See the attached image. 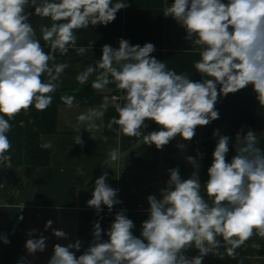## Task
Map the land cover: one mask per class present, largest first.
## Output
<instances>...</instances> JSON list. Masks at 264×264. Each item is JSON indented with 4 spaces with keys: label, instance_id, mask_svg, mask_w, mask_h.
<instances>
[{
    "label": "clouds",
    "instance_id": "1",
    "mask_svg": "<svg viewBox=\"0 0 264 264\" xmlns=\"http://www.w3.org/2000/svg\"><path fill=\"white\" fill-rule=\"evenodd\" d=\"M29 7L34 12L26 11ZM127 7V0H0V159H10L6 155L11 149L6 135L11 129L9 121L33 105L39 111L51 105L49 93L57 89L56 82L70 67L67 61L56 62L58 56H67L71 50L83 55L88 50L76 47V32L89 26H107ZM163 14L185 30L191 45L200 47L201 58L195 63L200 80L168 70L166 63L151 55L156 51L154 44L132 45L123 38L118 48L103 45L100 60L86 66L76 79L83 86L95 75L92 88L103 90L114 83L122 90L118 118L113 117L108 128L118 125L124 136L142 137L145 145H155L157 150L179 136L185 143L178 142L177 147L183 151L198 127L220 118L215 107L219 98L251 86L259 105L264 106V0H174ZM32 15L52 21L50 27H40L42 40L48 42L47 52L36 38ZM45 74L47 82L41 79ZM60 99L68 108L74 106V96ZM106 107L104 104L78 115L81 127L75 144H83L79 135L82 128L99 127L96 121L103 118ZM149 120L159 130L145 134ZM212 135L216 145L207 169L208 180L203 184L211 204L201 195L203 154L197 150L195 156H184L193 168L187 179L182 178L178 166L169 168L160 198L147 196L148 216L141 224L140 236L133 234L136 224L125 209L117 211L104 230L100 223L104 208L112 213L122 203L119 189L110 186L109 174L104 171L95 179L92 198L87 201L99 217L93 223L89 246L77 256L83 246L80 239L67 245L57 243L48 264H203L209 254L224 258L217 237H222L226 255L233 259L254 230L264 238V148L258 134L252 129L245 132L242 126L234 142L220 129H214ZM230 145L234 154L228 159ZM42 147L51 148V141ZM108 156L117 161L119 147L111 149ZM79 173L85 175L83 169ZM52 224L48 220L45 230ZM52 234L69 239L63 230L53 229ZM27 236L29 255L35 257L46 250L49 237L37 229L29 230ZM0 241L10 243L6 235L0 236ZM191 248L198 254L185 255ZM18 264H25V258Z\"/></svg>",
    "mask_w": 264,
    "mask_h": 264
},
{
    "label": "crops",
    "instance_id": "2",
    "mask_svg": "<svg viewBox=\"0 0 264 264\" xmlns=\"http://www.w3.org/2000/svg\"><path fill=\"white\" fill-rule=\"evenodd\" d=\"M58 2V0H57ZM115 2V0H114ZM174 0H127L128 7L120 10L116 19L107 26H89L76 32V47L85 46L87 51L77 55L71 50L67 56L60 57L56 62H69L70 67L61 74L57 89L53 93L51 105L43 111L36 110L34 105L28 110H22L9 123L10 131L6 134L11 142V149L6 155L10 159H0V236L6 235L9 244L0 241V264H18L25 258V264H48L53 254V246L57 243L67 245L80 239L83 243L79 256L89 246L92 239L93 223L99 219L94 209L87 206L92 198L95 179L104 171L108 172L107 182L111 187L119 189L118 198L122 201L113 210L122 206L132 198L138 208L147 210L148 195H157L166 186L169 179L168 169L179 167L182 178L187 179L193 168L184 159L185 155H196L199 150L203 154L200 163L199 177L201 180V195L211 204L203 184L208 167L212 163V153L216 145V138L212 133L220 129L221 134L229 135L234 142L236 133L244 127L254 130L258 134L259 145L264 148V106L259 105L256 94L251 86L241 91L228 94L218 99L216 109L220 118L207 126L198 127L196 136L185 150H180L177 143H185L181 137H176L162 150L155 145L148 146L143 139L124 136L118 125L108 128L113 117L118 118L116 108L123 103V95L114 83H110L103 90L91 87L95 75L89 78L88 84L81 86L76 79L79 72L89 64H95L102 56V46L119 47V39H127L130 44L145 43L155 45L156 51L151 55L167 64L170 71L187 75L194 81L202 77L195 68V63L201 58L199 46L191 45L185 39V30L171 17H165L163 10ZM26 11L34 12L31 7ZM30 22L36 31V38L41 40L45 51L48 42L42 40L41 25L51 26L50 18L35 15ZM58 55V54H57ZM47 82V75L41 77ZM111 79V78H110ZM72 95L75 97L74 106L68 108L60 97ZM118 96L115 101L111 97ZM106 104L104 116L97 120L96 129L80 130L79 135L83 144H75L74 137L81 127L77 117L90 108H100ZM38 114L40 119L41 146L51 141L48 148L51 163L48 167H28L25 165V121L29 114ZM7 119V117H5ZM145 134L159 130L153 121L145 122ZM119 147L120 157L117 161H110L108 153ZM234 154L231 149L228 159ZM85 175L81 176L79 170ZM4 205H7L4 207ZM105 207L101 213L103 219L101 227L107 230L114 220V214L105 216ZM23 216V220L19 217ZM48 220H52V227L45 230ZM37 229L49 237L46 250L29 255L25 249V242L29 238L27 233ZM63 230L69 234V239H57L52 230ZM107 240L106 235L103 236ZM219 252L225 253L223 259L209 254L203 264H264V238L254 230L253 236L236 250V257L226 255L222 237ZM198 254L195 248L188 249L185 255L192 257Z\"/></svg>",
    "mask_w": 264,
    "mask_h": 264
},
{
    "label": "trees",
    "instance_id": "3",
    "mask_svg": "<svg viewBox=\"0 0 264 264\" xmlns=\"http://www.w3.org/2000/svg\"><path fill=\"white\" fill-rule=\"evenodd\" d=\"M40 119L38 114H29L25 121V165L28 167H48L51 163V155L48 149L41 146ZM208 180L205 176L204 182ZM126 210V215L136 224L133 229L135 236H140L141 224L147 219V210L138 208L132 198L126 200L121 206Z\"/></svg>",
    "mask_w": 264,
    "mask_h": 264
},
{
    "label": "rangeland",
    "instance_id": "4",
    "mask_svg": "<svg viewBox=\"0 0 264 264\" xmlns=\"http://www.w3.org/2000/svg\"><path fill=\"white\" fill-rule=\"evenodd\" d=\"M121 209H122L121 206H119L118 208H116L115 210H113L112 213L107 212V214H109V216H111L112 214H115L117 212L116 210H119L120 211Z\"/></svg>",
    "mask_w": 264,
    "mask_h": 264
},
{
    "label": "built area",
    "instance_id": "5",
    "mask_svg": "<svg viewBox=\"0 0 264 264\" xmlns=\"http://www.w3.org/2000/svg\"><path fill=\"white\" fill-rule=\"evenodd\" d=\"M120 40V39H119ZM113 100H115V101H118L119 100V97L118 96H116V95H114V96H112L111 97ZM116 211H119V210H116ZM113 215V214H112ZM115 215V214H114ZM105 216H109V214H107V215H105Z\"/></svg>",
    "mask_w": 264,
    "mask_h": 264
}]
</instances>
